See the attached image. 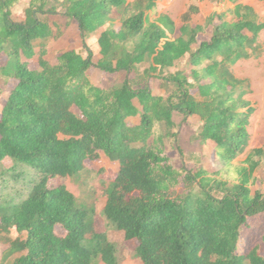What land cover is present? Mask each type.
I'll return each instance as SVG.
<instances>
[{"label": "trees", "instance_id": "1", "mask_svg": "<svg viewBox=\"0 0 264 264\" xmlns=\"http://www.w3.org/2000/svg\"><path fill=\"white\" fill-rule=\"evenodd\" d=\"M20 1L0 0V53L7 56L0 77L14 82L0 117V164L10 158L12 170L24 164L36 178L21 202L0 203V251L12 230L26 233L8 239L4 260L22 253L12 264H120L116 243L96 229L94 207L80 204L64 184L49 185L87 172L105 153L119 170L107 179L102 213L137 240L143 264H264V192L253 189L264 174V147L236 162L250 146L257 110L248 98L251 80L235 72L241 60L263 51L264 22L254 9L237 3L233 21L219 14L205 25L188 22L187 14L177 30L167 14L150 20L158 0H31L26 18L16 20ZM116 9H132L120 26ZM56 14L79 26L87 55L63 50L56 64L44 57L47 42L60 36L46 18ZM212 25L210 38L200 40ZM93 36L97 62L88 44ZM38 47L39 67L32 68ZM93 67L127 76L98 85L88 75ZM132 73L144 82L159 79L165 94L136 86ZM138 113L140 124L129 125ZM175 113L183 122L201 117L193 139L214 148L220 169L177 166L165 155L156 130L179 125Z\"/></svg>", "mask_w": 264, "mask_h": 264}, {"label": "rangeland", "instance_id": "2", "mask_svg": "<svg viewBox=\"0 0 264 264\" xmlns=\"http://www.w3.org/2000/svg\"><path fill=\"white\" fill-rule=\"evenodd\" d=\"M31 0H21L20 3L13 9V18L16 20H21L26 18V11L30 5ZM135 0H130L129 3H133ZM187 0H166V2L176 4L179 8L181 5L184 6V3ZM177 7V8H178ZM180 9V10H181ZM62 11V9H60ZM180 10H176L179 12ZM132 9H116L114 14H112L113 20L118 24L119 20H122L125 16L130 14ZM187 15V14H186ZM46 16H43L45 18ZM50 19V23L54 27L57 35H60L56 38H52L47 42L46 46L42 50L44 57L50 61L52 64L57 63L58 54L61 53L66 48L75 47L80 52H85L84 49V38L78 32L73 35H65V30L69 25L67 24V19L62 14L51 15L46 17ZM155 17H152L154 19ZM71 25V24H70ZM103 29V28H102ZM101 29V30H102ZM69 34V33H68ZM210 36L209 31L206 35H201V39H208ZM92 40H88V44L91 48ZM96 45V44H94ZM96 47V46H95ZM92 49V48H91ZM264 51L260 57L243 60L238 63L235 68V72L239 77H246L251 80L253 93L248 96V98L254 103L256 107V112L251 118V124L249 130L251 133L250 146L245 154L237 158L236 162L243 163L249 152L254 148L264 147ZM41 50L37 48L36 56L30 60V66L32 68L39 67V58ZM100 57L99 51L94 52V62L98 61ZM26 60V59H24ZM7 61V56L4 53H0V67L3 66ZM183 64V63H182ZM181 64V65H182ZM142 69V66L140 67ZM177 68L170 69L168 68L166 72L171 73ZM139 73H142V70H139ZM137 73H132L129 77L136 81V86H145L149 85L155 93H163L165 89L160 86V82L157 78L149 79L144 82L142 76ZM92 81L98 85L104 84L107 86H112L114 84L121 83L126 78V72L121 71L113 74H108L103 72L100 69L95 67L91 68L88 73ZM153 80V81H152ZM14 82H6L5 79L0 77V86L2 88V93L0 95V117L2 109L7 102V98L10 94V89L13 87ZM179 122L182 119L178 120ZM164 124H158L157 127V136H162V143L165 155L170 157L172 163L177 166H182L186 164L187 167L197 168L196 163L201 162L198 159L192 158L194 154L189 150L190 148H196L198 141L193 139V136L198 132L195 121H186L181 122L174 129L166 130ZM177 131L176 137L171 136L169 133L172 131ZM166 135V137L164 136ZM203 149V147H202ZM205 155L207 156L206 166L210 170H218L222 167V164L215 158L214 151L211 147L205 149ZM204 158V155H203ZM14 162L10 158H6L0 164V203H19L24 198H26L33 186L32 180L36 178V172L34 169L29 168L24 164H18L15 166V170H12ZM264 166V165H263ZM118 169L112 162L105 159V162H101L98 165L90 166L87 172H84L75 177H55L52 178L49 182L51 187H56L59 185H66L68 189L74 193L77 197L80 204L94 207L95 209V224L98 231L106 232L111 241L116 243L118 247V256L120 264H143L141 259L137 258L135 254V249L138 245L137 240H128L125 237L123 231L117 230L112 227L106 221L105 216L103 215V208L106 203V197L104 192L107 187V179L114 178ZM260 179H264V174L260 175ZM256 187L264 189V185L260 184ZM255 187V188H256ZM26 233H19L17 230H12L10 234L6 237L8 239L16 238H25ZM5 238L4 242L1 244L0 251V261H3V264H12L15 260V257L20 256L22 253L15 254L8 261L4 260V255L7 254L10 249V241ZM99 264H104L102 261Z\"/></svg>", "mask_w": 264, "mask_h": 264}, {"label": "crops", "instance_id": "3", "mask_svg": "<svg viewBox=\"0 0 264 264\" xmlns=\"http://www.w3.org/2000/svg\"><path fill=\"white\" fill-rule=\"evenodd\" d=\"M129 1L130 0H128V2ZM237 3H241L243 5H247V6L252 7L254 9L257 17L259 18V22H264V0H237L235 2L232 1V0H187L184 3V6H182V5L180 6V7H183L182 9L179 8L178 6H176V4L170 5V3L166 2V0H158V2H157V11L154 12V13H152V12L150 13V20L151 21H155L157 18L160 17L161 14H167L175 22L177 30L185 23L186 14H188V16H189L187 18L188 22L192 23L193 25H205L210 17L217 16L219 14H224V15H226L225 16L226 20L233 21L234 20V15H233L232 12H233V10H234V8H235ZM176 10H180V11L177 12ZM152 17H155V18L152 19ZM21 20H24V18L21 19ZM214 23L215 24L219 23V19L216 18ZM120 25H121V20H119L117 26H120ZM106 27H104L103 29H105ZM68 28H70V29L65 30V35H73V34H76L77 32L81 35L80 28L75 22L71 23V25H69ZM208 31H209V33L211 35L212 32L214 31V25L210 26ZM209 38H210V36L208 37V39ZM90 39L93 41L92 42L93 45H91V48H92L93 52L96 51V48H97V51H99L97 37L93 36ZM94 44H96V45H94ZM259 44H260V46L262 47V49L264 51V30L260 34ZM67 49H76V48L75 47L66 48L65 50H67ZM263 54H264V52H263ZM100 57H101V55H100ZM100 57L98 58V60L100 59ZM254 58H257V57H252V58L243 59V60H247L248 61V60H251V59H254ZM243 60H241V61H243ZM167 69H166V71H167ZM170 69H173V68H170ZM175 71H173V72H175ZM157 80L160 82L159 79H157ZM159 84L161 86V82ZM155 94L164 95L165 91L163 93H161V92L159 93L158 92V93H155ZM137 104H138V106H140L139 103H137ZM179 119L180 120L182 119V121L179 122L178 121ZM183 119L184 118H183L182 115H180L178 113H175L174 120L178 124L183 122ZM193 120L195 121L197 129H199L201 124H202L201 117L199 115H193V116L188 118L189 122L193 121ZM127 122L131 126L139 125L140 122H141L140 113H138L136 116L129 117L127 119ZM198 145H200L199 142H198ZM202 147H203V149H202ZM207 147H211L213 149V151H215L214 148L212 146H210V145H206V146L200 145V146H198L196 148L192 147V148L189 149L194 154V156L192 158H195V159H198V160L201 161V162H197L196 163L197 166H201L202 165L205 168H207L206 163H205L206 160H207V156L205 155V149ZM203 155H204V158H203ZM106 158H108V160L110 162H112L114 164V166H116L117 169L119 170V163L111 161L109 159V157L105 153H101V158L100 159L94 160V161H90L87 165L89 166V168H90V166L93 167L94 165H98L101 162H105ZM259 183L264 185V179L261 180L260 176H259V180L257 181L256 185L253 187V189L254 190L261 189L264 192V189H262L260 187H256L257 185H259ZM254 229H257V228L255 227ZM259 244H260L261 254L264 255V241H260Z\"/></svg>", "mask_w": 264, "mask_h": 264}]
</instances>
